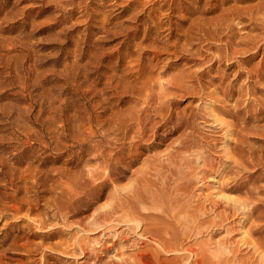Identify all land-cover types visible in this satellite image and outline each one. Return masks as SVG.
I'll use <instances>...</instances> for the list:
<instances>
[{"label": "rangeland", "instance_id": "obj_1", "mask_svg": "<svg viewBox=\"0 0 264 264\" xmlns=\"http://www.w3.org/2000/svg\"><path fill=\"white\" fill-rule=\"evenodd\" d=\"M0 211V264H264V0H0Z\"/></svg>", "mask_w": 264, "mask_h": 264}, {"label": "bare ground", "instance_id": "obj_2", "mask_svg": "<svg viewBox=\"0 0 264 264\" xmlns=\"http://www.w3.org/2000/svg\"><path fill=\"white\" fill-rule=\"evenodd\" d=\"M220 38H221V37H220ZM228 43H229V42H228ZM232 49L235 50L234 48H232ZM155 84H156V83H155ZM147 93H149V92H147ZM155 95H156V94H155ZM145 101H146V100H145ZM148 102H149V101H148ZM146 103H147V102H146ZM139 110H140V109H139ZM140 112H141V111H140ZM145 112H146V111H145ZM137 115H138V114H137ZM130 116H131V115H130ZM144 116H146V115H144ZM138 117H139V115H138ZM138 117H136V118L138 119ZM132 118H134V117H132ZM132 118H131V119H132ZM140 118H141V117H140ZM147 118H148V117H147ZM132 120H133V119H132ZM140 120H142V119H140ZM144 120H145V119L143 118V121H144ZM137 121H138V120H137ZM143 121H142V122H143ZM114 122H115V121H114ZM135 122H136V121H135ZM144 123H145V122H144ZM138 124H139V122H137V125H138ZM142 124H143V123H142ZM112 125H113V124H112ZM139 125H140V124H139ZM131 126H132V125H131ZM140 126H141V128H142L144 125H143V126L140 125ZM140 126H138V128H139ZM134 127L136 128V126H134ZM114 128H115V127H114ZM116 129H118V128H116ZM125 130H126V129H125ZM135 130H136V129H135ZM140 130H142V129H140ZM140 130H139V131H140ZM144 130H145V129H144ZM123 132H125V131H123ZM136 132H137V131H136ZM136 132L133 133V134L137 135ZM140 132H141V131H140ZM142 132H143V131H142ZM128 133H129V131H128ZM128 133H126V134L129 135ZM137 133H138V132H137ZM143 133H144V132H143ZM140 134H141V133H140ZM135 135H134V136H135ZM122 136H123V134H122ZM138 136L140 137L139 134H138ZM124 137H126V136H124ZM139 137H138V138H139ZM132 138H133V137H132ZM134 138H135V137H134ZM136 138H137V137H136ZM111 152H113V150H112ZM116 153H118V152H116ZM111 154H112V153H111ZM121 154H122V153H121ZM117 155H118V154H117ZM117 155H116V157H117ZM110 156H111V155H110ZM107 157H108V156H107ZM123 157H125V156H123ZM112 158H115V156L112 157ZM119 158H120V157H119ZM119 158H118V159H119ZM133 158H134V157H133ZM185 158L187 159V157H185ZM247 158H248V157H247ZM5 159H6V158H5ZM107 159H108V158H107ZM107 159H106V160H107ZM109 159H110V158H109ZM109 159H108V160H109ZM118 159L116 158V160H118ZM134 159H135V158H134ZM181 159H182V158H181ZM181 159L179 158L178 161L181 162V161H180ZM183 159H184V157H183ZM183 159H182V160H183ZM188 159H189V158H188ZM10 160H11V159H10ZM120 160H121V158H120ZM120 160H119V161H120ZM130 160H131V159H130ZM173 160H174V159H173ZM173 160H171V162L174 163L175 160H174V161H173ZM4 161H8V160H4ZM131 161H132V160H131ZM2 162H3V161H2ZM129 162H130V161H129ZM133 162H134V161H133ZM171 162H170V163H171ZM105 163H107V162H105ZM109 163H110V162H109ZM114 163H115V162H114ZM119 163H120V162H119ZM123 163H124V161H123ZM127 163H128V162H127ZM173 163H172V165L177 164L176 162H175L174 164H173ZM181 163H182V162H181ZM184 163H185V162H184ZM4 164H5V162H4ZM8 164H10V163H8ZM8 164H5V166L8 165ZM14 164H15V163H14ZM102 164H103V163H102ZM105 165H106V164H105ZM107 165H108V164H107ZM114 165H115V164H113V166H114ZM170 165H171V164H170ZM180 165H181V164H180ZM1 166H2V165H1ZM118 166H119V165H118ZM124 166H125V165H124ZM178 166H179V165H178ZM3 167H4V166H3ZM8 167H9V165H8ZM10 167H11V165H10ZM28 167H29V166H28ZM120 167H121V166H120ZM126 167H128V166L126 165ZM129 167H130V166H129ZM104 168H105V166H103V169H104ZM111 168H112V167H111ZM114 168H116V167H114ZM121 168L123 169V167H121ZM4 169H5V168H4ZM6 169H7V168H6ZM13 169H15V168H13ZM105 169H106V168H105ZM109 169H110V168H109ZM118 169H119V167H118ZM127 169H128V168H127ZM170 169H171V168H170ZM2 170H3V168H2ZM30 170H31V169H30ZM113 170L116 171L115 169H113ZM172 170H173V169H172ZM179 170H180V169H179ZM6 171H7V170H6ZM15 171H16V170H15ZM32 171H33V170H32ZM105 171H107V169H106ZM124 171H126V170L124 169ZM169 171H170V170H169ZM8 172H9V170H8ZM11 172H12V171H11ZM44 172H45V171H44ZM117 172H118V171H117ZM170 172H171V171H170ZM2 173H3V172H2ZM15 173H16V172H15ZM33 173H34V172H33ZM33 173H32V174H33ZM37 173H38V172H37ZM104 173H105V172H104ZM111 173H112V172H111ZM114 173H115V172H114ZM120 173H121V171H120ZM47 174H48V173H47ZM115 174H116V173H115ZM115 174H114V175H115ZM122 174H123V173H122ZM173 174H174V173H173ZM24 175H26V174H24ZM50 175H51V174H50ZM117 175H118V174H117ZM120 175H121V174H120ZM165 175H166V174H165ZM9 176H10V175H9ZM41 176H42V175H41ZM41 176H40V177H41ZM44 176H45V175H44ZM93 176H94V175H93ZM100 176H101V175H100ZM100 176H99V178H100ZM102 176H103V174H102ZM169 176H170V175H169ZM171 176H172V175H171ZM171 176H170V177H171ZM14 177H15V176H14ZM22 177H23V176H22ZM32 177H33V176H32ZM36 177H37V176H36ZM38 177H39V176H38ZM40 177H39V178H40ZM42 177H43V176H42ZM45 177H46V176H45ZM53 177H54V176H53ZM108 177H109V175L107 176V178H108ZM115 177H116V176H115ZM165 177H166V176H164V178H165ZM10 178H11V177H10ZM95 178H96V177H95ZM121 178H122V177H121ZM14 179H15V178H14ZM20 179H21V178H20ZM47 179H48V178H47ZM47 179H46V180H47ZM115 179H118V178H115ZM173 179H174V178H173ZM12 180H13V179H12ZM24 180H25V179H24ZM37 180H38V179H37ZM35 181H36V180H35ZM94 181H95V180H94ZM115 181H116V180H114V182H115ZM13 182H14V181H13ZM33 182H34V181H33ZM162 182H163V181H162ZM169 182L171 183V181H169ZM76 183H77V181H76ZM102 183H103V182H102ZM177 183H178V181L176 182V186H177ZM182 183H183V182H182ZM163 184H164V183H163ZM174 184H175V182H174ZM102 185H103V184H102ZM15 186H16V185H15ZM100 186H101V185H100ZM100 186H99V187H100ZM136 186H137V185H136ZM18 187H19V186H18ZM20 187H21V186H20ZM115 187H116V186H115ZM126 187H128V185H126ZM133 187H135V186H133ZM124 188H125V187H124ZM124 188H123V189H124ZM173 188H175V187L173 186ZM71 189H72V188H71ZM73 189H74V188H73ZM97 189H99V188H97ZM147 189H148V188H147ZM164 189H165V188H164ZM179 189H180V188H179ZM18 190H19V189H18ZM74 190H75V189H74ZM116 190H117V189H116ZM132 190H135V189H132ZM139 190H140V189H139ZM26 191H27V190H26ZM132 192H133V191H132ZM136 192H137V191H136ZM143 192H144V191H143ZM70 194H71V193H70ZM127 194H128V193H127ZM144 194H145V193H144ZM70 196H71V195H70ZM135 196H137V195H134V197H135ZM141 196H144V195H141ZM141 196H140V197H141ZM152 196H153V195H152ZM152 196H151V198H152ZM216 196H217V200H218V201L226 202L227 204L237 205V206H239V207L242 206V203H241L238 199H236L233 195H230V194H227V193H224V192L221 191V192H219L217 195H215V197H216ZM75 197H76V196H75ZM110 197H111V196H110ZM132 197H133V196H132ZM140 197L137 196V199H140ZM146 197H147V196H146ZM128 198H129V197H128ZM128 198H126L127 202H129V200H130V198H129V200H128ZM143 198H144V197H143ZM154 198H155V197H154ZM113 199H114V198H113ZM116 199H118V198H116ZM131 199H132V198H131ZM133 199H134V198H133ZM137 199H136V198L134 199V205H135V203H136L135 201H137ZM141 199H142V198H141ZM21 200H23V199H21ZM50 200H51V199H50ZM118 200H119V199H118ZM149 200H150V199H148V201H149ZM3 201H4V200H3ZM24 201H25V200H24ZM120 201H121V200H120ZM122 201H123V200H122ZM132 201H133V200H131L130 202H132ZM145 201H147V199H146ZM153 201H154V199H153ZM218 201H217V202H218ZM20 202H21V201H20ZM155 202H156V201H155ZM17 203H18V202H17ZM17 203H16V204H17ZM108 203H109V202H108ZM113 203H114V202H113ZM124 203H126V202H124ZM141 203H143V202H141ZM150 203H151V201H150ZM218 203H220V202H218ZM20 204H21V203H20ZM127 204H128V203H127ZM131 204H133V203H131ZM137 204H138V206H139V205H140V201H138ZM137 204H136V206H137ZM144 204H145V203H144ZM117 205H118V204H117ZM124 205H125V204H124ZM134 205H132V206H134ZM147 205H148V204H147ZM150 205H151V204H150ZM14 206H15V205H14ZM20 206H21V205H20ZM20 206H19V205L15 206V207H14L15 210H21V207H20ZM106 206H108V205H106ZM112 206H113V205H112ZM122 206H123V204H122ZM127 206H129V205H127ZM138 206H137V208H138ZM145 206H146V205H145ZM23 207H25L24 204H23ZM56 207H57V206H56ZM58 207H59V206H58ZM75 207H76V206H75ZM108 207H109V206H108ZM113 207H114V206H113ZM118 207H119V206H118ZM130 207H131V206H130ZM130 207H129V208H130ZM146 207H147V208H146ZM146 207H145V208L143 207V208H144L145 210H146V209H149L148 206H146ZM121 208H122V207H121ZM124 208H125V207H124ZM131 208H135V206H134V207H131ZM131 208H130V209H131ZM139 208H140V207H139ZM28 209H29V208H27L26 210H28ZM114 209H115V208H114ZM125 209H126V208H125ZM144 209H143V210H144ZM61 210H62V209H61ZM117 210H118V209H117ZM117 210H116V211H117ZM121 210H122V209H121ZM131 210H132V209H131ZM133 210H135V209H133ZM136 210H137V209H136ZM136 210H135V211H136ZM140 210H141V208H140ZM143 210L140 211L141 214L139 213L141 216H142V211H143ZM3 211H5V210H3ZM124 211H125V210H124ZM147 211H148V210H147ZM155 211H156V210H155ZM0 212H2V211H0ZM27 212H28V213H26L27 215L29 214V212H32V211H31V208H30V210H28ZM130 212L133 213L134 211L132 212V211H129V209H128V213H129V214H130ZM125 213H127V211H125ZM128 213H127V215H128ZM153 213H154V212H153ZM173 213H174V212H173ZM26 214H25V215H26ZM43 214H44V213H43ZM45 214H46V213H45ZM134 214H135V213H134ZM136 214H138V213H136ZM136 214H135V216H136ZM122 215H123V213H122ZM125 215H126V214H125ZM125 215H124V217L127 216V215H126V216H125ZM130 215H132V214H130ZM145 215H146V214H145ZM150 215H151V214H150ZM150 215H146V216H149V217H150ZM157 215H158V214H157ZM157 215H156V216H157ZM13 216H14V215H13ZM120 216H121V215H120ZM133 216H134V215L130 216L131 219H133ZM135 216H134V217H135ZM146 216H144V218H145ZM15 217H18V216H15ZM122 217H123V216H122ZM122 217H120V218H122ZM124 217H123V218H124ZM127 217H129V216H127ZM160 217H161V216H160ZM1 218H2V217H1ZM37 218H38V217H37ZM120 218H119V219H120ZM123 218H122V219H123ZM141 218H143V217H141ZM153 218H155V217L153 216ZM156 218H159V217H156ZM38 219H39V218H38ZM41 219H42V218H41ZM128 219H129V218H128ZM147 219H148V217H147ZM162 219H163V218H162ZM124 220H125L126 222H127V221L129 222V220H127L126 218H125ZM135 220H138V219L135 218ZM144 220H145V219H143V221H144ZM156 220H157V219H156ZM32 221H33V220H32ZM39 221H40V220H39ZM146 221H147V220H146ZM44 222H46V221H44ZM44 222H41V221L39 222V223H40V228L43 227V225L45 224ZM131 222H133V220H132ZM141 222H142V221H141ZM141 222H140V223H141ZM159 222H160V221H159ZM7 223H8V222H7ZM92 223H93V222H92ZM156 223H157V222H156ZM46 224H47V222H46ZM135 224H136V223H135ZM147 224H148V223L146 222V225H147ZM150 224H151V223H150ZM154 224H155V223H154ZM158 225H161V224L159 223ZM162 225H163V224H162ZM147 226H148V225H147ZM154 226H155V225H154ZM164 226H165V225H164ZM168 226H169V225H168ZM148 227H149V226H148ZM156 227H157V226H156ZM40 228H39V229H40ZM152 228H154V227H152ZM164 228H165V227H163V229H164ZM184 228H185V227H184ZM187 228H188V227H187ZM190 228H192V227H190ZM19 229H20V228H19ZM41 229H43V228H41ZM143 229H145V228H143ZM149 229H150V228H147L146 230H149ZM155 229H156V228H155ZM155 229H154V232H155ZM158 229H159V228H158ZM192 229H193V228H192ZM192 229H191V230H192ZM46 230H47V229H46ZM165 230H166V229H165ZM165 230H164V231H165ZM143 232H144V231H143ZM149 232H150V230H149ZM152 232H153V231H152ZM152 232H151V233H152ZM154 232H153V234L155 235ZM146 233L148 234L147 231H146ZM158 233H159V232H158ZM144 234H145V232H144ZM149 234H150V233H149ZM173 234L175 235V233H173ZM196 234H197V233H196ZM140 235H141V234H140ZM150 235H151V234H150ZM176 235H177V234H176ZM176 235H175V236H176ZM151 236H152V235H151ZM164 236H165V235H164ZM175 236H174V238H175ZM178 236H179V235H178ZM146 237H147V236H146ZM152 237L154 238V236H152ZM152 237H151V238L149 237V239L152 240ZM159 237H163V235H162V236L159 235ZM159 237H157V239H158ZM165 237H167V236H165ZM165 237H164V238H165ZM168 238H170V237H168ZM168 238H167V239H168ZM172 238H173V236H172ZM174 238H173V240H174ZM178 238H180V237H178ZM178 238H177V239H178ZM154 239H155V238H154ZM167 239H165V241H166ZM184 239H185V238H184ZM159 240H160V242L162 241L161 239H159ZM168 240H170V239H168ZM168 240H167V242H164V245H163L164 247L162 246L163 243L161 244V246H162L163 249H165V251H166V248H168V249H169V248H172V249H169V250H171V251L173 252L174 249H176L177 247H175L176 245H175L174 242H168ZM171 240H172V239H171ZM173 240H172V241H173ZM178 240H180V239H178ZM163 241H164V240H163ZM175 241H176V239H175ZM180 241H181V240H180ZM180 241H179V242H180ZM155 242H156V240H155ZM157 242H158V240H157ZM160 242H158V243L160 244ZM177 242H178V241H177ZM147 243H149V242H147ZM181 243H182V242H181ZM208 243H209V242H208ZM17 244H18V243H17ZM72 244H73V243H72ZM148 245H149V244H148ZM179 245H180V243H179ZM211 245H212V244H211ZM225 245H226V243H225ZM225 245H224V246H225ZM11 246H12V244H11ZM13 246H14V245H13ZM80 246H81V245H80ZM161 246H160V248H161ZM261 246H262V245H261ZM83 247H84V246H83ZM173 247H174V249H173ZM180 247H181V245H180ZM226 247H227V246H226ZM226 247H225V248H226ZM228 247H229V246H228ZM262 247H263V246H262ZM162 248H161V249H162ZM178 248H179V247H178ZM178 248H177V250H178ZM183 248H185V247H183ZM158 249H159V247H158ZM83 250H84V249H83ZM177 250H176V251H177ZM183 250H184V249H183ZM189 250H190V248H189ZM221 250H223V249H221ZM226 250H227V249H226ZM156 251H158L157 248H156L155 252H156ZM161 251H162V250H159L158 252H159V253H163V252H161ZM181 251H182V250H181ZM186 251H187V250H186ZM2 252H3V251H2ZM144 252H145V251H144ZM150 252H151V251H150ZM150 252L147 251L146 253H150ZM155 252L153 253V251H152V252H151V253H153L152 255H154ZM167 252H168V251H166V254H167ZM169 252H170V251H169ZM169 252H168V253H169ZM177 252H178V251H177ZM189 252H190V251H189ZM225 252H230V251L228 250V251H225ZM170 253H171V252H170ZM173 253H174V252H173ZM200 253H201V252H200ZM223 253H224V252H223ZM263 253H264V252H263ZM142 254H143V253H142ZM192 254H193V253H192ZM195 254H196V253H194V256H195ZM155 255H157V253H156ZM188 255H189V254H188ZM0 256H1V258H2V257H3V253H0ZM139 256H142L141 253H140ZM139 256H138V258H139ZM220 256H221V255H220ZM155 257H156V256H155ZM157 257H158V255H157ZM189 257H191V256H189ZM200 257H202V256H200ZM214 257L217 258V256H214ZM218 258H219V256H218ZM155 259L158 260V258H155ZM200 259H201V258H200ZM138 260L140 261V258H139ZM193 260H194V259H193ZM193 260H192V261H193ZM225 260H226V259H225ZM263 260H264V259H263ZM141 261H142V263L140 262L141 264H154V263H155V262H154V259H153V256H151V255H149V254H147V255L144 254V255L142 256V258H141ZM155 261H156V260H155ZM160 261H161V260H160ZM160 261H159V262H160ZM190 261H191V259H190ZM192 261H191V263L193 264ZM194 261H195V260H194ZM216 261H217V260H216ZM223 261H224V260H223ZM229 261H230V260H229ZM221 262H222L221 259H219L218 264H221ZM235 262H236V261H235ZM110 263H111V262H110ZM196 263H197V264H203V263L205 264L204 259L201 260V261H198V259H196ZM101 264H102V263H101ZM108 264H109V263H108ZM138 264H139V263H138ZM156 264H157V261H156ZM159 264H160V263H159ZM161 264H162V262H161ZM163 264H164V263H163ZM187 264H188V262H187ZM189 264H190V263H189ZM215 264H217V262H216Z\"/></svg>", "mask_w": 264, "mask_h": 264}]
</instances>
